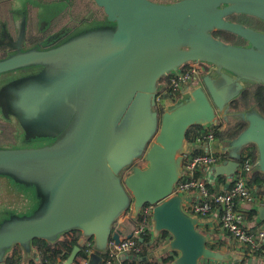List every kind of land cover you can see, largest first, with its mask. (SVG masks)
I'll list each match as a JSON object with an SVG mask.
<instances>
[{"label": "water", "instance_id": "obj_1", "mask_svg": "<svg viewBox=\"0 0 264 264\" xmlns=\"http://www.w3.org/2000/svg\"><path fill=\"white\" fill-rule=\"evenodd\" d=\"M92 1L84 22L54 44L26 45L20 26L0 58V120L12 128V141L0 143V185L7 178L15 190L1 189L0 264L14 246L20 264L38 263L33 239L58 242L73 230L78 241L60 264H72L89 240L84 264H101L108 241L120 240L116 222L128 212L135 218L145 204L152 206L151 240L169 234L161 241L166 264L237 258L209 246L175 186L194 125L244 123L234 137L210 144L227 158L205 169L207 182L223 176L230 183L249 145L248 177L264 174V114L254 104L230 106L248 85H264V30L228 19L264 21V0ZM189 63L208 68L174 100L161 79ZM18 140L26 145L14 146ZM251 209V226L264 222V201Z\"/></svg>", "mask_w": 264, "mask_h": 264}, {"label": "built area", "instance_id": "obj_2", "mask_svg": "<svg viewBox=\"0 0 264 264\" xmlns=\"http://www.w3.org/2000/svg\"><path fill=\"white\" fill-rule=\"evenodd\" d=\"M205 70L206 68L201 63L186 64L179 71L168 75L164 91L173 89V91H180L182 95L192 86L200 83V75ZM163 99V94L159 95L158 101L160 104H163ZM194 134L196 135L191 141L187 140L190 149L184 154L181 177L175 186V192L184 196V209L198 217L217 212L220 228L237 241L239 245L247 248L249 252L260 250V256L264 260V222L251 226L252 219L247 220L246 218V213L250 210V203L258 200L264 201V196L259 192L257 193V190H254L247 183L248 171L253 160L250 156L245 155L243 150L238 166L231 178L230 186L224 191L211 192L203 175L196 176L195 174L221 162L227 158V155L214 153L210 150V144L216 140L215 132L211 126H201L196 130H192L191 135ZM206 146L208 147L207 150H205ZM196 147L203 148L204 152L191 154L190 151ZM151 213L152 206L145 204L139 212V223L130 232L131 237L121 235L118 243L112 239L108 241L107 250L109 255L115 258V264H119V260L124 258L125 254L138 256L141 247L136 238L140 237L145 231H151ZM87 245L89 244L87 243ZM90 249H87L86 252L88 253ZM84 262L85 260L81 261V264H84ZM32 264L42 263L33 261ZM199 264L228 263L201 259Z\"/></svg>", "mask_w": 264, "mask_h": 264}, {"label": "trees", "instance_id": "obj_3", "mask_svg": "<svg viewBox=\"0 0 264 264\" xmlns=\"http://www.w3.org/2000/svg\"><path fill=\"white\" fill-rule=\"evenodd\" d=\"M242 15L248 17V15H244V14ZM228 19L230 18L228 17ZM257 29H260V28H257ZM213 34L216 37L222 39L223 41L231 42L234 44H243L242 41H244L243 39L242 40L237 39V41H235L233 38L234 37L239 38V37H236L235 35L229 32H226V31H216ZM167 78L168 76H166L164 80ZM164 80H162V82H164ZM167 94L170 95L173 99H177L181 96L180 91H173V89H169L167 91ZM251 104H254L260 110V112L264 114V85L252 83L248 85L239 94L237 98L233 99L230 102V106L235 109L246 108V107H249ZM220 124L217 126H211V128L215 132L216 139H223V138L230 139L234 137L235 135H237V133L244 126L243 122L229 121L227 123V126L224 129L220 130L219 129ZM200 127L201 125H194L188 129L186 133V138L188 141H191L196 135V134L191 135L192 130H196ZM11 132H12V128L6 122L0 120V143L11 142L12 141ZM202 152H204V149L199 148V147H196L195 149L190 151L191 154H197V153H202ZM243 153L247 156H250L252 160L255 159L254 146L249 145L245 147ZM204 172L205 171L202 169L196 172L195 175L202 176L204 175ZM219 181L222 183L223 189L221 188V190H217V191H224L230 186V183L226 184L225 178L223 176L220 177ZM247 183L250 187L254 188V190L256 189L259 193H261L264 196V190H263L264 189V174L258 171H254L247 178ZM206 185L211 192L216 191L215 188L212 186V183L207 182ZM254 215H255L254 209L248 210L246 213L247 220H251ZM139 221H140V216L138 215L132 220V223L134 226H136L139 223ZM79 235H80L79 231L73 230L71 232L66 233L64 235L65 237H63V239L58 242H48L43 239H33L31 244L33 248L38 252V257L42 264H48V263L59 264L60 261L62 262L68 256L72 246L77 243ZM139 238H142L143 240L140 241ZM151 238H152V235H151V232L149 231H145L140 237L136 238L138 244L141 247L140 253L138 254V256L128 254L127 257H124L121 260H119L120 261L119 264H156L153 261H149V259H142L141 257L149 256L151 249H153L154 246L159 244L160 241L169 238V234L165 231H162L156 237V242H151ZM88 242H89L88 243L89 245H85L81 248V250L79 251L78 255L76 256L72 264H81V261L86 259L87 257L86 250L91 248V241L89 240ZM223 243L224 242L222 240H218L216 243H209V246L211 248L218 249ZM243 248H244L246 255L248 254L252 256H260V250L249 252L247 248L245 247ZM100 254L104 259V261L101 264H115L116 263L115 258L109 255V251L107 249L103 252H100ZM21 258H22L21 250L19 249L18 246H14L11 250V253L6 256L5 264H20ZM170 258L171 257L168 256L166 259L162 260L161 262L166 263L169 261ZM32 263H33V260H31L29 264H32ZM240 264H245V261L244 260L240 261Z\"/></svg>", "mask_w": 264, "mask_h": 264}, {"label": "flooded vegetation", "instance_id": "obj_4", "mask_svg": "<svg viewBox=\"0 0 264 264\" xmlns=\"http://www.w3.org/2000/svg\"><path fill=\"white\" fill-rule=\"evenodd\" d=\"M12 2L0 0V58L9 52V43L16 40L20 26L25 29L26 45H51L84 22V10L96 8L92 0H28L17 5H12ZM96 13L100 14L98 9ZM229 18L246 26L264 29V22L250 15L232 14ZM233 39L242 40L241 37Z\"/></svg>", "mask_w": 264, "mask_h": 264}, {"label": "crops", "instance_id": "obj_5", "mask_svg": "<svg viewBox=\"0 0 264 264\" xmlns=\"http://www.w3.org/2000/svg\"><path fill=\"white\" fill-rule=\"evenodd\" d=\"M219 180L220 177H217L215 180L211 181L212 186L215 188L216 191L221 190V188L223 189V185ZM256 192L258 193V191ZM259 202L262 201L258 200L257 202L255 201L250 203V209L254 205V203H259ZM126 215L122 216L120 220H118L115 224V228L121 230V235H128L134 226L132 223V220L134 218ZM254 218L255 215L252 217V221H251L252 223L255 222ZM199 219L200 220L198 227L201 231H203L204 233L208 234L211 237L210 243H216L218 240H222L224 243L218 249L222 251H231L237 255V258L227 261L225 263L240 264V261L244 260L245 264H264V260L261 258V256H252L248 254L246 255L244 248L241 245H239L237 241L231 238L230 235H227L220 228L219 217L217 212H213L209 215L199 217ZM257 224L259 225V223ZM151 242H156V239L151 240ZM161 246L162 244L160 241L159 244H157L156 246L153 247V249H151L149 256H147V259H149V261H153L156 264H166L161 261L166 259V257L169 256V254L167 253L161 254L160 253L162 249Z\"/></svg>", "mask_w": 264, "mask_h": 264}, {"label": "rangeland", "instance_id": "obj_6", "mask_svg": "<svg viewBox=\"0 0 264 264\" xmlns=\"http://www.w3.org/2000/svg\"><path fill=\"white\" fill-rule=\"evenodd\" d=\"M26 1H28V0H24V1L23 0H13L12 5H14V4L17 5V4H21V3L23 4ZM156 1L168 2V1H173V0H156ZM88 11H89V9L84 10V13H83L84 17L89 15V12ZM100 16H101V14H100ZM262 27H264V26H262ZM260 29H262V28H260ZM262 30H264V29H262ZM201 64H202V66L204 68H208V66L206 64H203V63H201ZM164 78H162L161 81L164 80ZM166 81H167V79L164 80V82H166ZM226 126H227V123L226 124H222L221 123L219 127H220V129H224ZM4 143H6V142H4ZM13 145L20 147V146H24L26 144L23 143L22 141H19L18 140L16 142H14ZM138 163L143 164V161L142 160H139ZM4 179H5V181L2 180L1 181V185H0V202H5V201H3V195L4 194L1 191L2 188H5L6 189V193L9 194V195H11L12 193H14V191H15L13 187H10L8 185V182H9L8 179L7 178H4ZM126 216H130V213L128 212ZM63 237H65V236L63 235L61 238H63Z\"/></svg>", "mask_w": 264, "mask_h": 264}, {"label": "bare ground", "instance_id": "obj_7", "mask_svg": "<svg viewBox=\"0 0 264 264\" xmlns=\"http://www.w3.org/2000/svg\"><path fill=\"white\" fill-rule=\"evenodd\" d=\"M224 262H227V261H224Z\"/></svg>", "mask_w": 264, "mask_h": 264}]
</instances>
